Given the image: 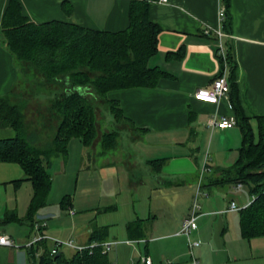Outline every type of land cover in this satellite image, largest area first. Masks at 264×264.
Wrapping results in <instances>:
<instances>
[{"label":"crops","instance_id":"crops-1","mask_svg":"<svg viewBox=\"0 0 264 264\" xmlns=\"http://www.w3.org/2000/svg\"><path fill=\"white\" fill-rule=\"evenodd\" d=\"M17 1L22 14L35 23L58 20L113 32L129 25L131 0ZM8 3L9 0H0V23ZM148 16L161 28L157 51L148 65L160 67L169 77L159 79L154 87L113 90L105 98H97L99 114L105 110L112 118L106 100L120 104L125 119L117 122L113 118L111 123L117 132L116 145L94 153L90 152L93 145L80 142L82 153L92 155L88 166L98 169L92 174L96 175V183L102 180V191L108 187L112 193H119L121 204L116 202L96 213L78 215L71 201L66 208L69 221L45 206L36 216V221H44L45 225L36 230L26 219L31 181L19 164L0 162V223L11 214L0 232L16 245H0V264H30L26 243L38 232L45 235L48 229L70 236L77 245L111 242L105 252L109 256L115 250L114 259L109 256L113 264H131L142 257H149L151 264H187L191 258L188 239L177 232L198 190L197 228L191 236L200 242L192 247L197 264H264V235L244 237L240 209H229L231 201L239 207L249 204L252 196L247 188L243 184L237 187V183L205 186L207 175H216L218 169L229 167L237 158L242 143L238 124L220 129L211 123L214 117H235V111L227 98L216 104L194 98L196 89L209 87L221 72L222 45L226 59L230 52L234 60L240 106L257 135L255 116L264 114V0H229L227 10L222 0L150 1ZM179 50L180 57L176 54ZM169 52L172 54L167 56ZM29 72L7 50L0 29V96L13 92L19 77ZM35 73L39 83H45L43 74ZM66 81L58 76L54 83L61 87ZM82 91L91 94L87 88ZM57 92H44L38 99L49 104ZM22 94L31 98L30 93ZM47 111L57 126L55 115ZM108 131L111 130L105 128L102 133ZM97 157L102 158L99 164ZM116 186L118 191L114 190ZM238 197L243 198L242 203ZM120 211L114 221L101 215ZM97 229H103L102 239L90 241Z\"/></svg>","mask_w":264,"mask_h":264},{"label":"trees","instance_id":"trees-1","mask_svg":"<svg viewBox=\"0 0 264 264\" xmlns=\"http://www.w3.org/2000/svg\"><path fill=\"white\" fill-rule=\"evenodd\" d=\"M150 1L154 0H131L128 27L113 32L58 20L35 23L22 14L17 0H9L0 23L7 50L19 63L43 74L47 84H54L58 76L67 79L47 106L58 122L51 140L43 146L37 144L30 131H26L25 103L20 100L21 96L14 95V90L0 96V125H7L15 132L14 136L0 138V162L19 164L31 181L32 194L26 219L32 226L38 211L47 205L52 185L48 169L51 158L66 155L67 144L72 138L79 139L84 146H90L97 138V98L103 99L113 90L154 87L159 79L169 77L160 67L148 65L149 58L157 51L161 30L149 19ZM222 1L227 10L229 0ZM224 17H227L226 11ZM176 54L180 57L182 51ZM227 63L229 102L236 114L242 143L236 160L229 167L218 169L216 175H207L205 186L243 184L252 200L240 209L242 235L246 238L263 236L264 114L255 116V136L240 106L230 52ZM83 88L91 94L82 91ZM106 102L115 121L125 119L118 101ZM116 141L115 130L103 132L100 135L101 152L113 149ZM70 202V195L65 194L60 200L61 208L66 209ZM10 216V213L5 215L3 222L10 220ZM103 233V229L94 230L90 241L102 239ZM90 244L81 250L74 249L70 256L59 249L57 256V252L51 254L47 239L25 248L30 264H113L99 243L92 247ZM39 250L41 252L37 254Z\"/></svg>","mask_w":264,"mask_h":264},{"label":"rangeland","instance_id":"rangeland-1","mask_svg":"<svg viewBox=\"0 0 264 264\" xmlns=\"http://www.w3.org/2000/svg\"><path fill=\"white\" fill-rule=\"evenodd\" d=\"M25 72L27 73V70ZM37 75L38 74L31 69L27 76H24V74L21 75L19 77V82L15 85L14 90L16 91V94L14 95H20V100L25 103L23 112L25 116L26 131H30L37 144L43 146L49 143L51 140L54 131L56 130V123L53 119H50V115L47 113L48 108L46 109V107L48 105V101H44L43 99L40 100L38 98L44 92L54 94L61 87H59V84L55 83L40 84V77ZM22 92L27 94L30 93L29 96L31 98H27L26 94H22ZM15 100L18 99L15 97ZM98 102L99 101L96 103L98 104ZM96 112L98 136L95 138L94 142L91 144L93 146L90 148V152L94 153L101 151L100 135L102 134V131H104L105 128L108 130H115L114 126L111 125L113 118L107 114V111L104 110L100 114L98 111ZM14 135L15 132L11 128L7 127V125H0V138L11 137ZM80 142L81 141L76 138L69 140L67 144L66 155L56 157L54 156V158L52 157V165L48 168L52 175V186L48 195V205L46 206L49 207L51 211L56 213L58 212L60 217L65 221H69L71 218V216L68 214L69 210L63 209L60 206V200L65 194L70 195L73 204L72 210L76 211L78 215L96 213V211H98L100 208H103V206H110V204H116V202L121 204V197L119 196V193H112L111 189L108 187H105V189L102 191L101 184H99L102 182V180L96 183V175L93 176L92 174H96L98 169L93 170L92 166H88L92 155L91 153H82V147L80 146L82 142ZM96 159V163L99 164L102 158L97 157ZM58 167L61 169L59 172H56ZM114 180L115 179H113V181ZM87 185H90L89 190L87 189ZM114 190L118 191L117 186ZM117 198L119 200H117ZM237 199L242 203L243 198L238 197ZM119 209L122 210V207L120 206ZM120 214L121 211L101 213V215L104 217H112L110 218V221H114L115 218L117 219ZM6 225L7 224L4 222L0 223V226L2 227ZM51 225L52 223L49 224V226ZM62 231H64L63 228ZM45 235L49 238V248H52L55 245V242L64 243L71 239L68 235L62 233L60 234L57 231L51 232L49 229L46 230ZM74 243L76 244L75 241ZM59 248L66 256H70L74 251V249L66 248V246H59ZM114 254L115 250L112 249L109 252L110 259L112 258L111 260L114 259ZM137 261L138 259L132 261L131 264L136 263Z\"/></svg>","mask_w":264,"mask_h":264},{"label":"built area","instance_id":"built-area-1","mask_svg":"<svg viewBox=\"0 0 264 264\" xmlns=\"http://www.w3.org/2000/svg\"><path fill=\"white\" fill-rule=\"evenodd\" d=\"M158 1L160 3H167L168 0H154ZM224 14V8H221L220 15L223 16ZM218 35H221V32H217ZM219 54L222 60V70L221 72L212 80L209 87H201L196 89L194 93V98L198 101L210 103V104H216L218 101L222 98H227L229 100V81H228V70L229 66L226 59V54L223 51L222 45H220L219 48ZM230 103V102H229ZM229 106H231L229 104ZM212 125H216L220 129H227L231 128L234 125H236V119L234 116L231 117H225L221 116L220 119L216 120L215 117L211 120ZM202 176V175H201ZM201 178V177H200ZM237 187L241 186V183L236 184ZM203 194H208L207 192H203ZM201 196V190H198L195 194L194 201L191 207V211L188 215H186L180 224V228L177 232V234L185 235L188 239V245L190 249V260L187 264H197L196 259L192 255V247L197 246L200 244L197 240L191 239V234L196 230L197 224H196V217L198 215V208L199 205L197 204V199ZM229 209L231 210H239L241 207L236 205L234 201L230 202ZM43 225H45L44 221L37 220L34 224V228L36 230L40 229ZM42 239H48V237L44 234H41L40 232L37 233L35 237H33L30 241L26 243L25 246H30L34 244L36 241L42 240ZM0 245H6V246H16L13 242V240L6 234L0 232ZM98 244L91 243L89 246H95ZM103 249L102 251L105 252L111 245V242H105L100 244ZM59 246H66V247H72L76 250H81L85 248L86 245H77L73 243V241L70 239L66 242H55V245L51 248V254H55L57 252V249ZM151 259L149 257H142L137 264H151Z\"/></svg>","mask_w":264,"mask_h":264},{"label":"water","instance_id":"water-1","mask_svg":"<svg viewBox=\"0 0 264 264\" xmlns=\"http://www.w3.org/2000/svg\"><path fill=\"white\" fill-rule=\"evenodd\" d=\"M59 254V252L56 253V256Z\"/></svg>","mask_w":264,"mask_h":264}]
</instances>
